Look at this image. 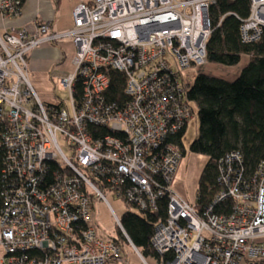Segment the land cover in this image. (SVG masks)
<instances>
[{"label":"built area","instance_id":"1","mask_svg":"<svg viewBox=\"0 0 264 264\" xmlns=\"http://www.w3.org/2000/svg\"><path fill=\"white\" fill-rule=\"evenodd\" d=\"M217 2L79 0L68 30L43 22L0 33V264H131L127 245L143 264H264V160L247 172L240 151L226 153L218 192L200 210L172 189L184 157L172 139L193 117L182 74L207 64ZM20 5L0 0V17L18 16ZM263 35L264 0H250L242 40ZM66 39L72 68L50 77L67 97L48 104L26 57ZM112 71L125 81L119 103L107 99ZM108 193L140 214L166 200L151 238L160 258L140 252L113 210L126 242L100 234L95 201Z\"/></svg>","mask_w":264,"mask_h":264},{"label":"trees","instance_id":"2","mask_svg":"<svg viewBox=\"0 0 264 264\" xmlns=\"http://www.w3.org/2000/svg\"><path fill=\"white\" fill-rule=\"evenodd\" d=\"M26 0H20V8ZM57 1V5H58ZM250 0H218L212 8L214 31L207 42V63L225 67L237 66L242 56L248 55L250 61L240 76L233 82L199 74L192 84L183 79L185 97L190 104L198 107L200 130L190 144L189 149L195 154L208 157L200 178L196 206L202 209L209 205L218 192L216 186L218 162L226 153L240 151L246 163L247 172H253L264 160V35L255 43H245L241 36L242 22L249 17ZM223 21L219 26L221 18ZM107 99L119 103L123 99L124 77L112 71ZM184 127L172 141L179 147L183 156V139L187 132ZM4 154L0 151V171L3 167ZM56 166H53V170ZM46 180L53 182V170ZM4 184L0 180L1 191ZM120 222L129 240L145 257L160 258L151 245L155 224L167 211L166 200L160 204L158 212L140 214L129 204ZM227 210L229 206L224 205ZM134 208V207H133ZM215 211L226 212L216 207ZM122 244L126 240L121 236L109 237ZM170 260V256L166 257Z\"/></svg>","mask_w":264,"mask_h":264},{"label":"crops","instance_id":"3","mask_svg":"<svg viewBox=\"0 0 264 264\" xmlns=\"http://www.w3.org/2000/svg\"><path fill=\"white\" fill-rule=\"evenodd\" d=\"M78 2L79 0H26L18 16L0 17V33L11 28L34 32L37 26L43 22H48L57 31L68 30L73 25L72 11ZM74 54L75 46L68 39L59 44H44L37 47L26 57L27 73L30 80H33L38 89H42L43 83L53 86L54 89L50 77L51 70L57 68L60 71H69L72 68L71 59ZM249 61L250 57L244 55L235 67L222 66L220 68L218 67L220 65L212 64H209L208 67H204L205 65L198 67H201V74L233 82L240 76ZM124 254L127 258L129 257L128 250H125Z\"/></svg>","mask_w":264,"mask_h":264},{"label":"rangeland","instance_id":"4","mask_svg":"<svg viewBox=\"0 0 264 264\" xmlns=\"http://www.w3.org/2000/svg\"><path fill=\"white\" fill-rule=\"evenodd\" d=\"M207 63L204 67H208ZM222 67V66H218ZM201 67H191L183 72V78L186 83L192 84L195 78L201 74ZM71 70V69H70ZM30 79V78H29ZM36 92L45 103H53L55 96L66 98L67 94L55 92L53 86L43 83L42 89H38L33 80H30ZM45 82V81H42ZM195 114L189 122L186 135L183 139L185 155L176 174L172 189L189 203L195 205L198 198V187L200 175L207 164L208 157L200 154H195L190 151L189 146L198 136L200 130V122L198 118V107L193 105ZM107 201L96 200L94 209V222L103 237H119L120 226L116 217L120 220L124 212L127 210V205L122 200L117 199L113 194H107ZM109 203V204H108ZM112 208V209H111ZM132 210L135 208L130 207ZM116 215H114L113 211ZM129 251L128 260L131 264H143L141 259L132 251V248L127 245ZM147 258V257H146Z\"/></svg>","mask_w":264,"mask_h":264}]
</instances>
